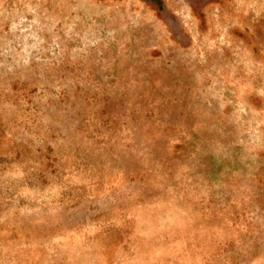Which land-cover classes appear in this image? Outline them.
<instances>
[{"label":"rangeland","instance_id":"obj_1","mask_svg":"<svg viewBox=\"0 0 264 264\" xmlns=\"http://www.w3.org/2000/svg\"><path fill=\"white\" fill-rule=\"evenodd\" d=\"M0 264H264V0H0Z\"/></svg>","mask_w":264,"mask_h":264}]
</instances>
